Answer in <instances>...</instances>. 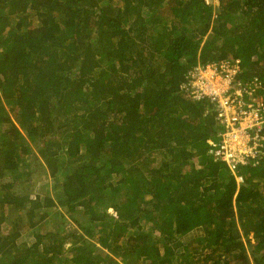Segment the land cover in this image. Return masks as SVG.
<instances>
[{
  "label": "trees",
  "instance_id": "obj_1",
  "mask_svg": "<svg viewBox=\"0 0 264 264\" xmlns=\"http://www.w3.org/2000/svg\"><path fill=\"white\" fill-rule=\"evenodd\" d=\"M122 1L0 0V263L264 264V155L239 184L182 86L240 58L264 97V0Z\"/></svg>",
  "mask_w": 264,
  "mask_h": 264
},
{
  "label": "built area",
  "instance_id": "obj_2",
  "mask_svg": "<svg viewBox=\"0 0 264 264\" xmlns=\"http://www.w3.org/2000/svg\"><path fill=\"white\" fill-rule=\"evenodd\" d=\"M241 69L240 58L198 65L182 85L195 96L215 102L221 129L217 140L208 139L209 153L226 162L239 184L245 180L239 166L256 165L264 155V97L258 94L261 81L255 78L250 86L236 79Z\"/></svg>",
  "mask_w": 264,
  "mask_h": 264
},
{
  "label": "rangeland",
  "instance_id": "obj_3",
  "mask_svg": "<svg viewBox=\"0 0 264 264\" xmlns=\"http://www.w3.org/2000/svg\"><path fill=\"white\" fill-rule=\"evenodd\" d=\"M116 1V0H115ZM118 1H122V0H118ZM123 2V1H122ZM165 13H167L166 15H168L169 13H170V9H169V7H167L166 8V11H165ZM37 21V20H36ZM23 133H24V135L27 137L28 135L26 134V132L25 131H23ZM33 151L36 153V155H40V153H39V147L38 146H36V145H33ZM42 159V158H41ZM40 176H41V174H40V170L38 169L37 171H36V173H35V177H33V179L34 180H38L39 178H40ZM11 179V174L10 173H7L6 175H4L3 176V181L4 182H6V181H8V180H10ZM47 181H49V186H48V188H47V191H49V193L50 194H52L53 195V192H54V189H53V186H52V184H51V178H49ZM39 188V187H38ZM37 188V186H35V184L34 185H31L30 187L28 186H26V189H25V191L26 192H28V193H30L32 196H34L36 193H38V192H40L39 190L40 189H38ZM21 190L22 189V185H20V184H17L16 186H15V190ZM42 191H44L45 192V189H43ZM40 193H42V192H40ZM12 209H11V207H5L4 208V211H5V213H7L6 215H8V213H10V211H11ZM62 210H64V209H62ZM44 211V210H43ZM108 211L109 212H111L113 215H115V218H117L118 217V215H117V212L113 209V208H109L108 209ZM41 215H42V213H40ZM41 217L42 216H35V218H34V222H36V225H37V227H35V230L38 232V227H39V230H40V233H45L46 231H50V230H53L54 229V223L55 222H57L56 221V218L53 216V215H49V216H47V217H44L43 219H41ZM58 220V219H57ZM40 222H43V224H40L39 225V223ZM67 224V223H66ZM87 225V224H86ZM89 225V224H88ZM70 226H71V224H70ZM69 226V227H70ZM68 227V228H69ZM114 227H116V225H114ZM5 231H7V228H6V230ZM143 231H146V232H149V226L148 225H146L145 227H144V229L141 231V232H143ZM157 232V231H156ZM253 236H252V234L250 235V238H252ZM253 241H254V239H253ZM250 251V250H249ZM1 264V263H0ZM144 264H147V263H144Z\"/></svg>",
  "mask_w": 264,
  "mask_h": 264
}]
</instances>
